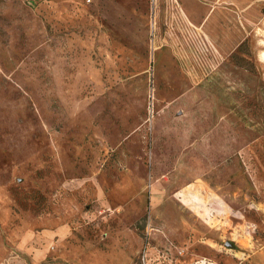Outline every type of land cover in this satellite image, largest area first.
Listing matches in <instances>:
<instances>
[{"label":"rangeland","instance_id":"obj_1","mask_svg":"<svg viewBox=\"0 0 264 264\" xmlns=\"http://www.w3.org/2000/svg\"><path fill=\"white\" fill-rule=\"evenodd\" d=\"M0 264H264V0H0Z\"/></svg>","mask_w":264,"mask_h":264},{"label":"trees","instance_id":"obj_2","mask_svg":"<svg viewBox=\"0 0 264 264\" xmlns=\"http://www.w3.org/2000/svg\"><path fill=\"white\" fill-rule=\"evenodd\" d=\"M239 66H241V65H239ZM245 69H247V68H245ZM248 70V69H247Z\"/></svg>","mask_w":264,"mask_h":264}]
</instances>
